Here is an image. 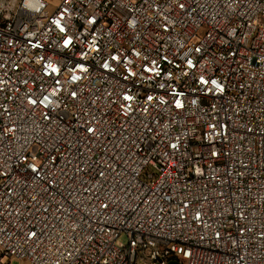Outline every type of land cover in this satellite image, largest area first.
<instances>
[{
    "label": "built area",
    "instance_id": "built-area-1",
    "mask_svg": "<svg viewBox=\"0 0 264 264\" xmlns=\"http://www.w3.org/2000/svg\"><path fill=\"white\" fill-rule=\"evenodd\" d=\"M47 7L0 0V264H264V0Z\"/></svg>",
    "mask_w": 264,
    "mask_h": 264
},
{
    "label": "rangeland",
    "instance_id": "rangeland-1",
    "mask_svg": "<svg viewBox=\"0 0 264 264\" xmlns=\"http://www.w3.org/2000/svg\"><path fill=\"white\" fill-rule=\"evenodd\" d=\"M48 4L47 10L48 12H52L60 2V0H45ZM118 242H124V237L121 236L118 240ZM10 264H29L26 260H16V259H11Z\"/></svg>",
    "mask_w": 264,
    "mask_h": 264
},
{
    "label": "water",
    "instance_id": "water-1",
    "mask_svg": "<svg viewBox=\"0 0 264 264\" xmlns=\"http://www.w3.org/2000/svg\"><path fill=\"white\" fill-rule=\"evenodd\" d=\"M168 264H179L177 260H170Z\"/></svg>",
    "mask_w": 264,
    "mask_h": 264
}]
</instances>
